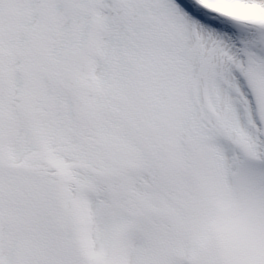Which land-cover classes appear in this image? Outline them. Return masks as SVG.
<instances>
[{"label":"snow or ice","instance_id":"snow-or-ice-1","mask_svg":"<svg viewBox=\"0 0 264 264\" xmlns=\"http://www.w3.org/2000/svg\"><path fill=\"white\" fill-rule=\"evenodd\" d=\"M0 264H264V0H0Z\"/></svg>","mask_w":264,"mask_h":264}]
</instances>
